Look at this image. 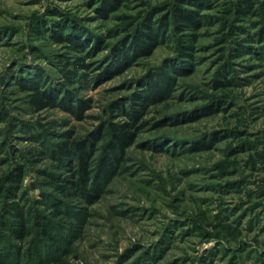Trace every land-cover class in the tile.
Here are the masks:
<instances>
[{
	"label": "rangeland",
	"instance_id": "obj_1",
	"mask_svg": "<svg viewBox=\"0 0 264 264\" xmlns=\"http://www.w3.org/2000/svg\"><path fill=\"white\" fill-rule=\"evenodd\" d=\"M103 1L0 0V264H264V0H198L191 42L173 28L189 0H121L108 12ZM148 19L169 26L159 44L108 71L112 48ZM63 22L91 35L79 50L52 40ZM156 73L174 78L172 93L142 110L120 167L95 173L101 137L90 197L57 193L77 172L59 169L51 148L125 125ZM34 78L66 82L81 113L34 111L15 84Z\"/></svg>",
	"mask_w": 264,
	"mask_h": 264
},
{
	"label": "trees",
	"instance_id": "obj_2",
	"mask_svg": "<svg viewBox=\"0 0 264 264\" xmlns=\"http://www.w3.org/2000/svg\"><path fill=\"white\" fill-rule=\"evenodd\" d=\"M121 0H104L101 8L105 11L114 10ZM187 4L192 9L190 11H185L180 8L175 10V22L173 23V28L176 29L177 33H182V35L187 37L186 42H191L194 40V35H192L193 30H195L203 18L199 16V8L202 3L198 0H189ZM251 3H246L245 6L242 5L238 8V13L240 15H245L250 13ZM238 15V17H240ZM62 25V26H61ZM59 28H55L52 31H48L51 34L52 40L58 43L67 41L69 49L79 50L81 41L89 39V35L85 30L79 27H72L65 22L57 25ZM169 30V26L164 21H160L159 25H154L150 19L145 21L142 26H139L134 32L133 36H128L121 40L120 44L115 45L112 48V56L114 57L112 63L110 64L108 71L120 72L125 66L136 58L140 56L149 55L157 44L162 40L166 32ZM190 32H185V31ZM185 32V33H184ZM95 45L99 47L101 40L99 37L95 38ZM247 40H242V44L246 43ZM246 47V46H245ZM188 50L190 47L185 45L178 52L181 56L186 57L188 55ZM81 58H76L70 64L75 69H68L66 67L62 70V75L67 81H71L73 76L77 75V71L83 67V61ZM83 81V79H80ZM174 78L166 73H156L152 75L149 80L143 85L144 89L141 90L138 97L135 99L136 104L139 109L129 110L123 112L126 117H128L127 123L123 126L118 124H112L104 132H99L97 135H93L92 141L86 143L85 141H74L71 143L62 142L56 144L51 148V157L57 161V167L61 170L68 169L73 171L76 168V178L75 176H70L61 180L62 185H53L56 192L61 196L68 195L75 189H78L84 194V196L90 197V192L88 189V184L91 181V175L94 172L92 168L91 153L92 147H94L93 141L99 140V138H106V145L103 149V155L101 156L98 164L96 165L95 173L101 176H109L113 174V171L120 167L123 162L124 149H126L133 140V132L130 129H135V125L138 121V117L142 113V110L149 105L157 104V102L168 98L172 93V84ZM20 89L28 93V104L34 111H42L52 108H60L66 110L72 114H80L83 110L82 103H78L75 99L76 92H70L66 89V82L49 83L43 78L28 79L27 81L19 80L15 83ZM88 199V198H87ZM90 200V199H89ZM88 200V201H89ZM18 227L23 228L22 221H18ZM44 234V233H43ZM50 238V237H49Z\"/></svg>",
	"mask_w": 264,
	"mask_h": 264
}]
</instances>
